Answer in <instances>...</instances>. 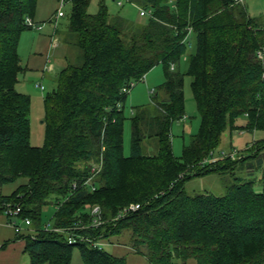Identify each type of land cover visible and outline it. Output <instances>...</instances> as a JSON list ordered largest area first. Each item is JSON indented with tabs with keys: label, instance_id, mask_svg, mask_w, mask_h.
Returning a JSON list of instances; mask_svg holds the SVG:
<instances>
[{
	"label": "trees",
	"instance_id": "1",
	"mask_svg": "<svg viewBox=\"0 0 264 264\" xmlns=\"http://www.w3.org/2000/svg\"><path fill=\"white\" fill-rule=\"evenodd\" d=\"M38 2L0 0V188L26 180L11 195H0V210L11 203L21 207L17 223L30 219L35 231L21 235L30 264H71L75 249L84 264H126L86 243H68L70 235L107 241L124 232L137 250H145L149 264H264V139L240 160L200 165L227 131L264 130V22L236 0H131L151 13L142 25L110 15L103 4L90 14L92 0H69L70 40L80 63L63 68L56 90L45 97V142L34 147L31 98L16 85L24 71L21 37L30 30L26 20L35 18ZM193 40L186 74L201 124L177 158L171 129L186 111L185 74L176 65ZM158 65L165 71L160 87L165 97L154 96L155 110L132 109L131 153L125 156L130 92L123 89ZM243 117L246 123L239 125ZM149 138L157 139L152 156L142 146ZM100 163L95 191L80 186L57 209L53 227L64 231L44 230L48 200L56 197L58 206L73 183L81 185ZM239 164H247L249 174L261 171L260 190L256 179L237 178L222 197L186 192L189 178ZM132 204L140 209L115 221ZM94 206L101 207L106 222L86 228Z\"/></svg>",
	"mask_w": 264,
	"mask_h": 264
},
{
	"label": "rangeland",
	"instance_id": "2",
	"mask_svg": "<svg viewBox=\"0 0 264 264\" xmlns=\"http://www.w3.org/2000/svg\"><path fill=\"white\" fill-rule=\"evenodd\" d=\"M119 1H123V6L118 4ZM61 2L62 0H39L38 2V10L42 12L43 16L48 18L52 15V24H47V29L51 28L53 30L54 28L52 37L50 33L51 38L48 40L49 46H47L46 52H44L43 55H39V58L44 56V62H42V58L38 60V64L34 63V60L37 58H35L31 51V49L35 48L33 46L34 43L32 44L33 41L30 38L32 35L35 37L38 35H44L46 31H42L43 28L38 30L30 27V30L26 31L22 35L19 45V54L24 71L19 76V82L16 85V89L18 92L26 94L31 98V110L29 115L31 125L30 142L34 147H41L45 142V97L47 94L53 93L57 88L56 77L62 70L59 68L57 63L58 61L60 63L62 62L60 55L63 59H65L64 57L67 55L68 49V64L75 65L80 63V51L72 44L74 40H70L71 36L69 26L72 5L69 0H65V5L61 7ZM235 3L247 9V12L251 17L264 22V0H239V2L236 0ZM102 4L112 16L123 17L126 20L138 25L146 24L148 21L147 16L142 17L140 14L142 7L134 4L131 0H92L88 12L90 14H97ZM60 11L64 13V16L57 18ZM56 30L59 34H67V39H69V41H67L70 42V45L63 43L60 36L56 33ZM54 40L58 43L55 48L52 45ZM194 52L195 45L193 40L187 53L182 56L179 64L176 65L177 71L185 74L184 95L186 111L185 117L181 121L175 122L171 129L172 148L174 155L177 158H182L184 147L191 143L192 136L198 133L201 124V115L191 88L192 78L186 74L189 66V58ZM40 61L42 64L39 63ZM164 81L165 71L162 65H158L153 68L138 82L132 81L136 84L128 94L124 106V116L126 118L124 122L125 156H129L131 153L132 128L130 118L132 117V109L148 107L149 110H155V108L152 107L154 96L159 94V98L165 97V93L160 91V87ZM41 87H44L45 90H42ZM245 123L246 118L244 117L238 121L239 125H244ZM262 139H264V130H239L234 132L232 135L229 131H227L223 134L220 147L213 154H210L208 158L206 157L203 159V161L200 162V165L203 166L207 160V164H213L230 158H221V152H236L237 154L234 158H232V161L240 160L249 154L248 150L253 147L254 142ZM142 146L147 155L152 156L158 152L156 138L146 139L143 141ZM246 167L247 164H239L235 166V169L230 171L212 172L207 175L189 178L185 181L186 192L191 196L210 193L215 196L222 197L227 193L229 187L235 183L237 178H242L245 181L256 179L258 184L255 185V188L256 190H260L261 186L259 185L260 183L258 180L261 177V171H254V173L249 174ZM25 182L26 180L20 179L15 184L0 188V194L11 195L20 184ZM55 203L56 197H51V199L48 200V204L43 207L41 225L44 230H46L49 224L51 228L55 225V214L58 209ZM20 225L22 228H27L23 223H20ZM103 243V250L119 258L125 259L126 264H149L145 255L141 253H145V250L141 249V251H139L131 244V235L128 232H124L120 236H113L109 240L103 241ZM21 264H30V258L27 253L25 255L24 262ZM71 264H84L81 259L79 249H75ZM188 264H196V261L190 260Z\"/></svg>",
	"mask_w": 264,
	"mask_h": 264
},
{
	"label": "built area",
	"instance_id": "3",
	"mask_svg": "<svg viewBox=\"0 0 264 264\" xmlns=\"http://www.w3.org/2000/svg\"><path fill=\"white\" fill-rule=\"evenodd\" d=\"M237 1L239 2V0H237ZM118 4L123 6V1H119ZM64 5H65V0H62L61 7H63ZM150 14H151L150 11H146L145 9L142 8V10H141V15L142 16H147V15L149 16ZM63 16H64V13L62 11H60L58 13V15H57V18L58 17L61 18ZM26 23H27V25L29 27H32L33 29L40 30V29L43 28V25L36 24L35 21L32 18H27ZM52 45H53L54 48L57 47V45H58L57 41L54 40V43ZM135 84L136 83L131 82L129 87H125L123 89V93H129L131 91V89L135 87ZM41 89L45 90L44 87H41ZM236 154H237L236 152H230V153L221 152L220 153V155H221L220 157L221 158H226V157L234 158L236 156ZM205 163H208V160L205 161ZM102 166H103L102 163L92 165L91 166V171H90V176L88 178H86L85 181L81 185H79L77 183V181L74 182L73 185H72V192L69 194V196H67L57 206L58 209L60 208V206H62V204H64L70 198V196L75 191H77L80 188V186L83 187V188L90 187L92 191H95L96 186L94 184V180L98 176V174L101 172ZM139 209H140V205H138V204L137 205L132 204L129 207L127 206V207L123 208L119 212L118 216L115 218V221H117L119 219H122V218L126 217L128 214H130L131 212H135V211H137ZM20 212H21V207L20 206H15V205H12L11 203L5 204L3 206V214L8 218L9 225H11L14 228L15 232L18 235H24L25 234L24 233V229L25 228H22L20 223L16 222ZM89 215L92 218V223L89 224L88 226L86 225V228H99L103 224H105V222H106V221L103 220V213H102V209H101L100 206L92 207V209L89 212ZM21 223H23L28 229H29V227H31L30 219H24V220H22ZM46 230L47 231H53V232H63L64 231V230L59 229V228H54V227L51 228L50 224L47 226ZM70 230H75V228L70 229ZM32 233H33V231L28 232V234H31V235H32ZM68 243L69 244L86 243L90 247L98 248L99 250H103L102 244H104L103 241H98L95 238H89L87 236L76 237L74 235H70L68 237Z\"/></svg>",
	"mask_w": 264,
	"mask_h": 264
},
{
	"label": "crops",
	"instance_id": "4",
	"mask_svg": "<svg viewBox=\"0 0 264 264\" xmlns=\"http://www.w3.org/2000/svg\"><path fill=\"white\" fill-rule=\"evenodd\" d=\"M51 16L46 18L45 16L42 15V12H40L37 7V12L34 21H37L35 23H38L39 25H44L42 31H46V32L44 33V35H38L37 37L32 35V37H30L31 40L33 41L32 44L34 43L33 46L35 49H31V51L34 54L35 58H37L34 60V63L36 64H38L37 63L38 60L42 58H43L42 62H44V56H41L39 58V55L41 54L43 55V53L46 52V48L47 46H49L48 40L52 37L54 32V28L52 30L51 28L47 29L46 27L47 24H52ZM50 33H51V37H50ZM56 33L60 36V39H62L63 43H65L66 45L70 43L68 42L69 39H67L66 36L67 34H63V33L59 34L57 30ZM68 52L69 50L67 49V55L64 57L65 59H63L62 56L60 55V59H62V62L61 63L59 61L57 62L60 69H63L69 65ZM42 62L40 61L39 63L42 64ZM31 231H34V229L33 228L24 229L25 234H28V232ZM25 255H26L25 241L21 238V235H18L15 232L14 228L11 225H9L8 218L0 210V264H21L25 260Z\"/></svg>",
	"mask_w": 264,
	"mask_h": 264
}]
</instances>
